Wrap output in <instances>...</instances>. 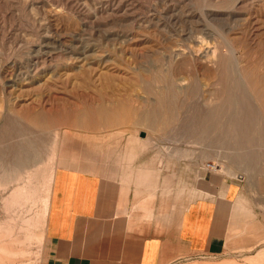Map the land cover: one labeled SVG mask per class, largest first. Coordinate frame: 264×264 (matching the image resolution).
<instances>
[{"label":"rangeland","instance_id":"rangeland-1","mask_svg":"<svg viewBox=\"0 0 264 264\" xmlns=\"http://www.w3.org/2000/svg\"><path fill=\"white\" fill-rule=\"evenodd\" d=\"M85 147L165 169L173 213L208 164L240 179L251 245L178 264H264V0H0V264H41L55 166Z\"/></svg>","mask_w":264,"mask_h":264},{"label":"crops","instance_id":"crops-1","mask_svg":"<svg viewBox=\"0 0 264 264\" xmlns=\"http://www.w3.org/2000/svg\"><path fill=\"white\" fill-rule=\"evenodd\" d=\"M81 152L66 151L55 166L41 264H178L218 257L231 241L251 245L236 236L240 179L207 168L204 194L173 213L170 176L139 150L117 151L113 166L102 149Z\"/></svg>","mask_w":264,"mask_h":264},{"label":"bare ground","instance_id":"bare-ground-1","mask_svg":"<svg viewBox=\"0 0 264 264\" xmlns=\"http://www.w3.org/2000/svg\"><path fill=\"white\" fill-rule=\"evenodd\" d=\"M57 12V11H56ZM60 13V12H59ZM200 41V40H199ZM203 43V42H202ZM202 47V46H201ZM204 48V47H203ZM208 50H206V51H201L200 49H195L194 50V53L196 54V55H202L203 56V53H204V55L205 56H211V54L213 53V55H214V52L211 50V47L210 46H208V48H207ZM217 49V48H216ZM176 56H180L181 57V55L183 54L182 53V51H180V50H174V52H173ZM194 56V55H193ZM249 74V73H248ZM248 76V75H247ZM261 77V76H260ZM173 86V85H172ZM166 87V86H165ZM169 96V95H168ZM163 102L161 101V102H158V105L155 107V108H153L152 110H150V112L148 111L147 113H146V115H144L145 116V118H144V121L147 123V121H149L150 122V125L152 124L153 126H155V125H157L156 124V122H158V121H160L161 119H163V113H162V108H163ZM162 107V108H161ZM27 157V156H26ZM52 183V182H51ZM138 197V196H137ZM48 200V199H47ZM137 200V199H136ZM47 202V201H46ZM13 249V248H12ZM5 250V249H4ZM7 251H8V249H6ZM12 251V250H11ZM13 253V252H12ZM6 256V255H5ZM261 258V257H260ZM258 260V259H257ZM256 260V261H257ZM198 263V262H197ZM222 264H233V263H222Z\"/></svg>","mask_w":264,"mask_h":264},{"label":"built area","instance_id":"built-area-1","mask_svg":"<svg viewBox=\"0 0 264 264\" xmlns=\"http://www.w3.org/2000/svg\"><path fill=\"white\" fill-rule=\"evenodd\" d=\"M208 168H211V169H214L215 170V166L214 165H211V164H208Z\"/></svg>","mask_w":264,"mask_h":264}]
</instances>
